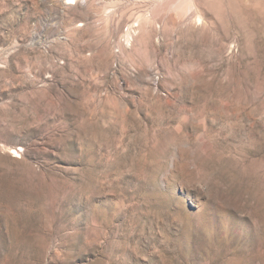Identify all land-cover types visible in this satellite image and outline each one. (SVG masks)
<instances>
[{
  "label": "rangeland",
  "instance_id": "1",
  "mask_svg": "<svg viewBox=\"0 0 264 264\" xmlns=\"http://www.w3.org/2000/svg\"><path fill=\"white\" fill-rule=\"evenodd\" d=\"M0 264H264V0H0Z\"/></svg>",
  "mask_w": 264,
  "mask_h": 264
},
{
  "label": "bare ground",
  "instance_id": "2",
  "mask_svg": "<svg viewBox=\"0 0 264 264\" xmlns=\"http://www.w3.org/2000/svg\"><path fill=\"white\" fill-rule=\"evenodd\" d=\"M14 152H16L18 154V151L14 150Z\"/></svg>",
  "mask_w": 264,
  "mask_h": 264
}]
</instances>
